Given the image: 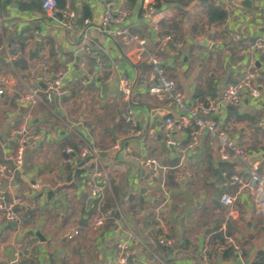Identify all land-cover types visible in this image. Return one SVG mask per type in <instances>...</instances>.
I'll return each instance as SVG.
<instances>
[{"label": "crops", "instance_id": "0c3cea01", "mask_svg": "<svg viewBox=\"0 0 264 264\" xmlns=\"http://www.w3.org/2000/svg\"><path fill=\"white\" fill-rule=\"evenodd\" d=\"M42 1L19 0L15 3V0H7L3 3L0 0V72L10 78L9 92L0 95V160L4 163L13 160V129L27 125L40 135L27 149L24 173L17 172L12 179L0 178V187L5 190L7 199L22 195L29 203H35L30 208L18 207L20 227L6 220L0 212V263L10 260L12 264H121L117 259L116 243L121 238L127 239L125 225L122 223V233L116 231L113 220L95 226L94 220L98 215L96 201L92 200L87 208L90 197L84 184L87 165L78 169H84L78 177L74 165L63 163L62 145L69 141V145L76 147L86 142L100 144L105 151L116 148L117 142L123 143L113 156L100 157L98 164L109 171L121 188L118 196L112 191L107 195L113 197L114 204L122 205L127 224L142 239L130 240L135 253L126 264H251L257 252L264 250V216L258 213L255 197L249 190L242 192L232 214H229L230 207L225 210L222 204L218 206L215 203L224 190V175L230 173L227 169L220 170L217 146L211 144L207 134L190 152L192 176L181 178L185 179L182 182L168 174L165 196L136 158V155H148L157 157L162 163L175 162V151L165 142L162 126L168 110L164 102L150 95L143 84L141 73L147 65L134 46L111 31L96 29L102 23L104 0H69L78 14L76 25L71 29H64L55 19L48 17L42 9ZM214 1L216 3L217 0ZM86 8L91 13V39L82 41L79 31L84 27L86 18L82 13ZM160 8L167 11L165 18L156 16L165 33L166 28L178 20L181 5L165 4ZM194 9L176 28V35L185 39L179 53L174 54L170 49L165 53L167 74L190 102L219 94L228 81L239 76L247 58L236 47L216 44V49L212 48L208 37L225 41L238 30L245 36L264 35V0H253L251 9L234 6L230 20L224 21L220 28L212 27L210 34L192 33L193 25L202 18ZM129 22L134 31L147 38L148 47L155 49L157 33L143 18L142 0L131 7ZM113 29L111 26L109 30ZM85 42L90 53L82 49ZM14 44L21 48L22 53L18 59L9 62L7 49ZM229 48H234L233 54L228 52ZM94 56H100L108 63L118 61V74L134 81L132 106L140 134L132 133L131 126L122 116L126 105L116 99L115 83L109 84L105 92L97 77L82 83V80H88L86 74L97 68ZM255 56L264 70V57L257 52ZM84 59L86 63L83 66ZM19 61L25 62V67ZM44 66L52 71L68 67L67 82L71 93L51 105L38 104L29 116L26 105L17 101L18 92L29 85L41 86L40 74ZM96 100L100 104L98 109L104 112L103 117L95 107ZM71 103L76 105L73 110L77 113L75 118L68 113ZM220 115L230 136L250 151V162L264 161V99H245L239 105L226 107ZM247 117L253 119L248 120ZM249 124L251 130L256 125L261 131L249 136ZM236 126L242 129L232 131ZM188 131V128L181 133L175 131L174 136L185 137ZM227 164L233 165V169L239 165L241 172L248 175L246 166L236 159ZM219 172L223 177L221 180ZM34 180L41 181L48 189L35 192L31 188ZM64 186L67 190H64L61 204L56 206H59L60 213L54 217V209L50 205L52 200L49 199L59 187ZM143 187L146 193L141 192ZM130 194L144 197L143 206L138 211H143L141 215L129 209ZM161 196L162 200L168 198L162 226L156 213ZM91 209L95 212H90ZM90 213H93L92 219L87 218ZM181 217H184V225ZM224 223L227 233L241 247V254L220 232ZM28 229H39L45 240L37 236L24 238L23 234ZM75 229L78 233L70 238L68 234ZM160 233L174 238L173 247L158 242ZM19 244L25 247V251Z\"/></svg>", "mask_w": 264, "mask_h": 264}, {"label": "built area", "instance_id": "2783aa9c", "mask_svg": "<svg viewBox=\"0 0 264 264\" xmlns=\"http://www.w3.org/2000/svg\"><path fill=\"white\" fill-rule=\"evenodd\" d=\"M217 6L227 11L224 21H229L232 17V8L235 6L230 0H217ZM143 18L152 25L157 33L155 49L148 47L147 38L132 29L129 22L130 6L128 0H104L103 19L100 26L96 29L100 32L111 31L121 40L130 43L136 49V52L143 57L147 69L141 73V80L147 87L150 95L155 96L164 102V107L168 110L162 121L165 134V142L173 144L175 148V162L172 164L162 163L155 156L141 155L136 158L140 164L145 167L150 176L156 183V187L167 194V185L165 178L170 174L173 179L179 181L183 177L192 176V169L189 166L190 152L199 145L204 134H207L211 144H216L219 159L221 162L230 163L232 159L244 164L248 169V175L241 172L239 165L234 166V172L230 175H224L223 188L219 196L222 205L230 207L229 214L234 212L236 203L240 200L242 192L249 190L253 193L258 213L264 216V161L250 162V151L243 144L234 140L228 133L223 119L220 117L223 110L228 106L239 105L245 99L253 101H262L264 99V70L258 65L255 53L264 57V35H243L242 32L233 31L230 37L225 40H216L208 37V44L236 47L246 60L243 62L242 70L239 76L228 81L219 94L213 96H204L196 101H188L184 93L178 88L176 81L167 74V59L165 53L167 49L178 54L182 48L185 39H174L171 34L163 33L160 21L156 19L157 15L163 18L167 17L166 9H161L156 0H142ZM42 9L45 14L57 21L64 29L74 28L78 17L77 12L71 7L70 1L66 0L63 7L59 6L58 0H43ZM231 10V11H230ZM229 13V14H228ZM92 21L90 18L84 19V27L79 31L82 41L91 39L89 29ZM114 27L113 31L109 30ZM82 49L90 53L86 42ZM21 48L17 45H11L7 49V58L9 62L18 59L21 56ZM97 68L91 73H87L88 80H82V83H88L90 80L100 81L107 85L115 83V97L126 106L123 109L122 116L126 123L131 126V132L140 134L138 128L135 110L132 106V95L134 81L127 76L118 74L119 62L114 60L110 63L103 61L100 56H94ZM86 59L83 60L84 66ZM68 67H62L56 71L50 70L47 66L42 67L40 79L45 87L40 85H29L19 93L17 101L19 104L26 105L29 116L32 110L40 103L51 105L56 98L60 100L71 93L67 82ZM10 90V78L0 72V95L8 93ZM189 129L185 137L181 135L174 136L173 132L181 133ZM13 145V161L15 168L0 160V178L12 179L17 171L24 173L26 166V153L28 147L39 139V133L31 131L27 125L15 128L11 132ZM116 148L123 147V143L117 142ZM98 145L86 142L79 147L71 145L62 149L64 155L63 163L73 166L78 159H84L90 155L93 158L85 168L84 184L87 187L88 194L97 203L98 215L94 220L95 226H102L106 221H115V229L122 233V223L125 225L127 239H119L116 243L117 259L121 264H126L133 257L135 250L131 245L132 241H141L137 231L127 224L126 216L122 205L115 203L111 206H104L106 195L112 191L109 180V173L100 162V151ZM85 167V166H84ZM31 188L35 192L45 191L46 187L41 181L31 182ZM226 189V190H225ZM160 196V195H158ZM159 205L156 207L157 219L161 226L163 221V210L168 203V198H160ZM35 203H29L26 197L15 195L10 199L6 198L5 190L0 187V212L2 216L20 227L21 219L18 207L24 206L30 208ZM142 211V210H141ZM141 211L138 213L141 215ZM143 212V211H142ZM226 240L229 241L241 254V247L235 244L234 239L227 233L226 223L220 228ZM78 233L75 229L69 234L73 237ZM160 244L166 247H173L174 238L165 233L157 236ZM0 264H12V261H3Z\"/></svg>", "mask_w": 264, "mask_h": 264}, {"label": "trees", "instance_id": "16d2710c", "mask_svg": "<svg viewBox=\"0 0 264 264\" xmlns=\"http://www.w3.org/2000/svg\"><path fill=\"white\" fill-rule=\"evenodd\" d=\"M59 6L63 7L65 4V0H58ZM138 0H128L130 9L131 7L135 6L137 4ZM157 5L159 7L165 5V4H180V13L178 15V20L176 22H173L171 26L166 28L165 33L171 34L174 39H179V36L176 35V28L180 27L181 21L183 18H185V15H190L194 7H198L199 13L201 15V19L197 20V22L193 25V34H200V33H205V34H210L211 28L212 27H217L220 28L221 24L224 23V20L227 16V11L223 9L222 7H219L215 4L214 0H156ZM191 7V8H190ZM83 18H90L91 13L89 9H85V11L82 13ZM216 37V36H215ZM19 64L22 67H25V62L19 61ZM71 144L69 141L63 143V147L68 146ZM76 147V145L74 146ZM233 165L227 164V163H220L219 168L220 170L227 169L228 173H233L234 169L232 167ZM84 169H80L77 172V176H80V173H82ZM70 178L71 175L69 176ZM109 180L112 188V192H114L115 196H118L119 193L121 192V188L116 183L115 178L111 177L109 175ZM52 193L50 194V196ZM129 209H131L135 214L138 213V211L142 208V204L144 203L143 196L141 194H130L129 195ZM117 199V197H116ZM114 204V199L113 197L109 194L106 197V202L104 206H111ZM96 205H94L95 207ZM94 211V210H93ZM92 209L90 212H93ZM95 212V211H94ZM93 212V213H94ZM26 213V212H25ZM29 214V212H28ZM220 242H224L223 239H220ZM231 249V248H228ZM251 264H264V250L261 249L257 252L255 258L251 262Z\"/></svg>", "mask_w": 264, "mask_h": 264}, {"label": "water", "instance_id": "95a60500", "mask_svg": "<svg viewBox=\"0 0 264 264\" xmlns=\"http://www.w3.org/2000/svg\"><path fill=\"white\" fill-rule=\"evenodd\" d=\"M6 1L7 0H3V3H5ZM18 1L19 0H15V3H17ZM230 1L232 2L233 5L238 6V7H241V8H244V9H251L253 7V0H230ZM211 47L216 49L217 45L214 43V44L211 45ZM78 59L79 58H77V60ZM241 65H242V63H240V66ZM98 80L100 81V79H98ZM100 82H101L102 90H103V92H105L106 91V88L108 87V85L106 83L102 82V81H100ZM41 86L45 87V84L42 83V81H41ZM55 102H58V98H56ZM25 108H26V106H25ZM118 113H120V110L119 109H118ZM173 134H176V132L173 133ZM169 147L172 148L175 151V148H174V145L173 144H169ZM116 151H117L116 148H113L110 151L102 150V151H100L99 155L101 157H104V156H106L108 154L113 156L116 153ZM92 158H93V156L90 155V156H88V157H86L84 159H78L77 162H76V164L73 167V169L75 170V174H76V172H77V170L79 168L83 167L84 165H87ZM60 169L63 172V169L62 168H60ZM219 176H220V180H221L223 177H222V175H221L220 172H219ZM181 181L184 182L185 179H181ZM141 192L142 193H146V188L143 187L141 189ZM91 201H92V197H89L88 198V201H87V208L89 207ZM215 203L218 206H221V203L219 202V200L216 199L215 200ZM181 223L184 225V217H181ZM12 224H14V223H12ZM34 236L39 237L41 240H45L44 236L42 235V233L40 232L39 229H28L23 234V237L24 238H26V237H34ZM19 247H21L22 250L25 251V247H23L22 244H19ZM11 256H12V253H11Z\"/></svg>", "mask_w": 264, "mask_h": 264}, {"label": "rangeland", "instance_id": "374dc122", "mask_svg": "<svg viewBox=\"0 0 264 264\" xmlns=\"http://www.w3.org/2000/svg\"><path fill=\"white\" fill-rule=\"evenodd\" d=\"M194 9V8H193ZM196 9V10H195ZM195 11L197 12V11H199L198 9V7H195ZM228 52H230V53H232L233 54V52H234V48H229L228 49ZM90 100V99H89ZM63 101H64V99H63ZM97 101V100H96ZM95 107H97V109L98 108H100L99 106H100V104H99V102L97 101L96 103H95ZM75 104L74 103H71L70 104V107H69V114H70V116L72 117H76L77 116V113L76 112H73V110L75 109ZM77 109V108H76ZM98 114L99 115H101L102 117L104 116V112H103V110H99L98 109ZM111 115L113 114V113H110ZM248 118V120L250 119H253L252 117H247ZM110 122V121H109ZM249 128H248V135L249 136H253V135H255V134H257V133H259V131H261V128H260V126H256V125H254L253 127V129L251 130V128H252V126L249 124V126H248ZM242 129V127H240V126H236L235 128H233V129H231L232 131H236V130H241ZM231 133V132H230ZM232 134V133H231ZM230 135V134H229ZM232 137V136H231ZM234 137V136H233ZM99 145V147L101 146L100 144H98ZM61 148V147H60ZM6 164H8L9 166H11L12 168H15V162L13 161V160H11L9 163H6ZM17 172H19V171H17ZM16 172V173H17ZM20 173V172H19ZM108 173H109V171H108ZM110 174V173H109ZM64 190H67V188L64 186V187H59L56 191H55V194L49 199V200H52L51 202H50V205H51V207L54 209V217H56L57 215H58V212L60 213V211L58 210L59 209V206H58V208H56V206L57 205H59V204H61V202H62V199H63V194H65V191ZM223 208H225V210H228V207L227 206H225V205H223ZM205 209V208H204ZM204 209H202L201 210V213H203V210ZM72 213V212H71ZM93 213H90V215H88L87 216V218L88 219H92V217H93V215H92ZM55 220H58V217H57V219H55ZM58 222V221H57ZM87 225H89L90 226V223L88 222L87 223Z\"/></svg>", "mask_w": 264, "mask_h": 264}]
</instances>
